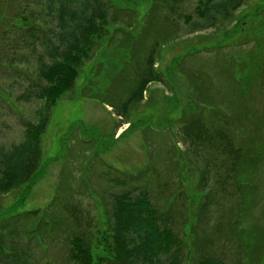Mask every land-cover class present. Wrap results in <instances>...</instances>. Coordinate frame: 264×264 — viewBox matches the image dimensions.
Wrapping results in <instances>:
<instances>
[{"label": "rangeland", "instance_id": "rangeland-1", "mask_svg": "<svg viewBox=\"0 0 264 264\" xmlns=\"http://www.w3.org/2000/svg\"><path fill=\"white\" fill-rule=\"evenodd\" d=\"M205 1L103 0L111 8L108 34L73 91L53 108L37 176L29 186L0 196V219L36 212L41 220L55 202L45 229L34 227L27 238L33 264H70L68 245L76 230L65 207L75 208L81 230L93 234V254L107 257L96 242L111 224L110 196L121 190H112L105 173L138 178L136 185L170 217L185 244L183 264H193L209 245L228 264H264V0H246L229 20L188 34L187 18L198 21L196 10ZM24 19L40 36L56 31L55 19L30 0H0L4 149L23 140L22 123H35L42 104L16 100L37 80L36 53L43 52L40 41L28 47ZM154 41L155 68L164 84H150L131 108L129 124L121 125L110 106L126 99ZM194 115L219 126L242 153L234 167L221 150H195L213 163L207 186L180 133ZM231 164L237 182L226 180ZM207 201L211 211L201 217L199 208Z\"/></svg>", "mask_w": 264, "mask_h": 264}, {"label": "trees", "instance_id": "trees-1", "mask_svg": "<svg viewBox=\"0 0 264 264\" xmlns=\"http://www.w3.org/2000/svg\"><path fill=\"white\" fill-rule=\"evenodd\" d=\"M30 1L33 5L43 8L47 16L55 19L56 31L51 37L40 36V32L33 25H28L24 19L27 22L25 33L31 40L28 47L40 41L43 52L36 53L37 80L16 100L23 103L38 101L42 104L35 112V123L27 121L22 123L23 140L12 144L8 149L0 146V196L9 195L32 184L41 166V139L48 126L51 112L58 101L73 91L84 65L93 58L97 46L107 36L111 20V8L103 0ZM245 2L246 0L200 2L196 10L199 20L187 18V33L206 31L214 28L218 20L222 22L229 20ZM157 44V41H154L143 65L138 71L135 70L136 78L132 81L133 85L126 99L114 104V108L110 106L112 110L117 111V116L122 121L121 125L129 124L127 117L131 108L142 101L143 94L150 84H164L163 77L155 68L159 48ZM180 133L195 160L204 170L202 183L205 186L212 176L207 167L210 165L212 169L214 166L213 163L208 164L209 160H205L202 154L199 156L195 150H221L227 158L231 156L234 159V167H237L236 163L242 155L240 149H234L220 127L213 126L202 115H194L192 120H186L181 126ZM234 167L232 164L228 166L227 172L230 175H226V180L229 182L236 181L237 177H233ZM118 175L105 173L112 190L115 188L121 190L110 196L111 224H107L106 231L99 233L96 242V246L102 247V253L107 257L93 254V234L88 235L81 230L77 210L70 207L71 211H67V207L63 210L74 219L76 230L69 240L67 253L69 263L183 264L182 251L185 244L174 232L170 217L166 213H160L147 190L136 185L137 177ZM54 201L55 198L52 203ZM54 204L55 202L43 212L41 220H38L36 212L0 219V263L31 264L32 261L29 259L31 250L26 244L27 238L34 236V227L44 228L48 225L45 218L51 216ZM210 208L208 201L203 202L199 208L200 216L206 217L211 211ZM231 230L236 234L235 227ZM193 243L190 246H193ZM204 251L192 261L193 264H228L220 256L211 253L210 245L204 248Z\"/></svg>", "mask_w": 264, "mask_h": 264}]
</instances>
